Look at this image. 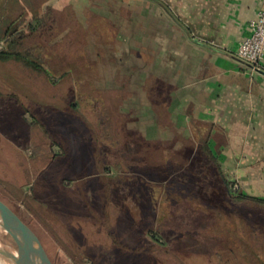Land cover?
I'll use <instances>...</instances> for the list:
<instances>
[{
	"label": "rangeland",
	"instance_id": "rangeland-1",
	"mask_svg": "<svg viewBox=\"0 0 264 264\" xmlns=\"http://www.w3.org/2000/svg\"><path fill=\"white\" fill-rule=\"evenodd\" d=\"M149 7L127 0H0V49L7 47L13 32H7L8 26L16 20L23 32L18 48L29 50L47 72L10 61L0 66V82L39 77L40 95L34 98L44 105L43 79L49 78L55 92L49 97L50 120L43 115L47 111L32 110L42 114L39 119L48 122L57 142L73 139L74 147L81 142L88 146L77 147L70 164L68 149L46 150L41 147L45 138L33 135L40 149L25 148L29 161L22 166L24 172L11 160L0 164V198L39 235L55 264H264V204L233 197L242 192L264 198V178L247 176L242 183L238 176H225V185L219 184L211 163L199 160L185 145L172 147L184 134H168V156L181 152L188 157L184 163L169 157L165 192L160 199L150 198L149 221L133 213L144 207L143 198L128 195L143 189L138 181L123 178L115 194L100 197H79L65 184L67 176H139L144 157L151 155L148 160L158 162L159 150L144 147V134L136 125L145 109L159 108L160 96L152 92L154 81L147 84V78L166 75L159 64L161 22ZM147 46L156 52L149 54ZM17 97L0 98V117L9 115L3 123L0 118V125L9 130L23 126L22 109L15 107L25 99ZM99 138L118 143L114 157L106 142L104 149L98 148ZM100 151L108 154L102 163L97 159ZM133 152L139 166L129 158ZM231 182L239 184L238 192L230 193ZM177 184L183 196L176 195ZM86 203L106 212L81 215L79 208L73 210ZM140 222L149 225L131 227ZM192 236L206 244H191ZM1 240L12 253L20 249L9 234ZM198 250L202 258H196ZM10 260L0 250L1 264H13Z\"/></svg>",
	"mask_w": 264,
	"mask_h": 264
},
{
	"label": "crops",
	"instance_id": "crops-1",
	"mask_svg": "<svg viewBox=\"0 0 264 264\" xmlns=\"http://www.w3.org/2000/svg\"><path fill=\"white\" fill-rule=\"evenodd\" d=\"M127 1H142L148 4L151 13L157 15L161 22L159 64L166 75L147 78V84L151 85L154 81L153 91L151 88L149 90L160 96L159 108L145 109L142 120L136 123L139 133L144 134V147L159 150L155 153L158 162L151 163L148 160L152 157L150 155L144 157L143 166H139V156L133 152L129 154V158L134 162L138 161L137 165L143 168L142 171L138 169L139 176H86L82 179L67 176L64 177L67 187L78 191L79 197H100L115 194L119 180L123 178L138 181L139 187L143 184V189L138 188L137 192L132 189L134 192L128 191V195L143 198L144 207L137 208L133 213L141 214L144 221H149L151 210L147 207L150 206V198L155 196L160 199L165 192V184L162 186V182H167L169 178L166 176L169 157L175 159L176 163H184V159L188 157H183L181 152L170 153L171 156H168V134L172 133L184 134V138L172 147L177 149L185 145L198 154L197 156L194 153L191 158L197 156L199 160L211 163L213 170L218 174L215 179L223 186L226 183L225 176H238L242 183L247 176H257V180L264 178V60L262 68L254 70L236 56L240 42L250 34L249 24L257 16L263 0ZM146 17L151 16L148 13ZM145 46L143 44V51L146 50ZM148 52L154 53L156 49L150 46ZM7 62L10 61L0 60V66L4 63L6 65ZM40 80L39 77H24L6 83L0 82L4 87L0 88V98L5 94L11 96V99H17L18 95L25 99L23 103L17 102L19 108L15 107L18 111L22 109L19 114L23 126L9 130L3 124L0 125V164L6 165L8 160H11L20 172H24L25 168L22 166L29 161L25 148L35 146V150L40 149L41 143L35 142V134L45 138V144L41 147L46 150L51 149V146H60L65 151L68 149V163L73 161L77 147L80 150L88 147L82 142L74 147L73 139L63 145L57 142L48 122L39 119L42 114L32 110L35 108L47 111L43 112V115H47L46 119L50 120L48 111L53 106L49 97L53 99L55 95L54 84L49 78L43 79L47 85L46 92H43L47 103L41 105L36 100L40 95ZM150 91L148 92L151 94ZM8 116L7 114L4 118L0 117L2 123ZM104 142L112 149H118V143L99 138L100 150L105 148ZM134 147L136 148L129 143V148ZM115 149L110 154L111 157H114ZM105 155L100 151L97 159L102 163ZM27 173H30L29 169ZM105 182H110L108 184L111 185ZM153 182L159 183L153 186ZM179 186H175L176 195L183 196L178 191L182 188ZM78 208L81 215L92 214L93 211L96 214L106 212L101 206L93 208L87 203L85 206H74L73 210L76 212ZM108 212L112 215L113 210L108 209ZM131 225L136 229L148 227L149 224ZM189 241L195 245L206 244L195 236ZM196 254V258L203 257L200 250Z\"/></svg>",
	"mask_w": 264,
	"mask_h": 264
},
{
	"label": "water",
	"instance_id": "water-1",
	"mask_svg": "<svg viewBox=\"0 0 264 264\" xmlns=\"http://www.w3.org/2000/svg\"><path fill=\"white\" fill-rule=\"evenodd\" d=\"M185 30L187 31V29ZM0 220L3 222V224L12 229L14 239L19 245L20 249H30L32 252L39 256L41 260L40 264H55L51 254L49 253L47 247L45 246L39 235L13 208H11L1 198ZM11 262L13 264H36L28 256H25V259L22 261V263H15L14 261Z\"/></svg>",
	"mask_w": 264,
	"mask_h": 264
},
{
	"label": "built area",
	"instance_id": "built-area-1",
	"mask_svg": "<svg viewBox=\"0 0 264 264\" xmlns=\"http://www.w3.org/2000/svg\"><path fill=\"white\" fill-rule=\"evenodd\" d=\"M250 34L244 38L236 51V56L248 63L252 69L262 68L264 60V0L257 16L249 24ZM230 193L239 191V184L231 182Z\"/></svg>",
	"mask_w": 264,
	"mask_h": 264
},
{
	"label": "trees",
	"instance_id": "trees-1",
	"mask_svg": "<svg viewBox=\"0 0 264 264\" xmlns=\"http://www.w3.org/2000/svg\"><path fill=\"white\" fill-rule=\"evenodd\" d=\"M16 23L17 21L15 20L12 23H10V25L8 26L7 32L9 33L11 30H13V32L11 33V35H8L9 40L7 43V47L4 49H0V60L21 62L22 64H24L25 67L29 69L35 70L39 73H47L44 67H42V65H40L36 61V59L33 58L34 56L29 50H26L23 53L18 48L20 41L19 39L20 37H22L23 32L21 30H18V25ZM141 51L142 50H136V52H141ZM233 197L236 198L238 201L252 200L264 204L263 197L248 196L246 194H241V193Z\"/></svg>",
	"mask_w": 264,
	"mask_h": 264
},
{
	"label": "bare ground",
	"instance_id": "bare-ground-1",
	"mask_svg": "<svg viewBox=\"0 0 264 264\" xmlns=\"http://www.w3.org/2000/svg\"><path fill=\"white\" fill-rule=\"evenodd\" d=\"M5 234H9L14 238L13 231L9 227H7L3 222L0 220V250L9 256L11 259L14 260L15 263H22V261L25 259V256H28L32 261H34L36 264H40L41 260L38 255H36L34 252H32L28 248L24 249H17L16 253H12L7 249L6 244L1 240L2 236ZM1 264V262H0Z\"/></svg>",
	"mask_w": 264,
	"mask_h": 264
}]
</instances>
